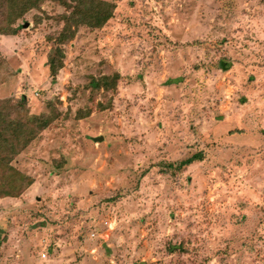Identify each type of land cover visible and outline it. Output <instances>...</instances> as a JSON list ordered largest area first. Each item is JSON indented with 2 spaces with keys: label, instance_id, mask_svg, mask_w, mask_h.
<instances>
[{
  "label": "rangeland",
  "instance_id": "374dc122",
  "mask_svg": "<svg viewBox=\"0 0 264 264\" xmlns=\"http://www.w3.org/2000/svg\"><path fill=\"white\" fill-rule=\"evenodd\" d=\"M64 1L0 34L1 107L35 132L9 162L30 183L0 194V264H264V0H102L54 78Z\"/></svg>",
  "mask_w": 264,
  "mask_h": 264
},
{
  "label": "trees",
  "instance_id": "16d2710c",
  "mask_svg": "<svg viewBox=\"0 0 264 264\" xmlns=\"http://www.w3.org/2000/svg\"><path fill=\"white\" fill-rule=\"evenodd\" d=\"M73 10L69 14L62 13L60 16L64 20V25L58 36L53 38V49L48 54V66L50 75L55 78L58 70L63 67L64 52L61 45L67 43L75 33L79 26H87L91 29L101 28L113 15L115 6L112 3L102 0H73ZM41 0H0V34L2 35H16L19 25L17 21L21 19L25 13L39 8ZM65 5L66 2L62 0ZM70 7V5H67ZM117 75L114 76L116 78ZM107 77H101L100 81L106 82ZM93 80V84H94ZM106 85V84H104ZM96 86H99L96 83ZM106 87H108L106 85ZM21 100H24L23 98ZM23 102V101H22ZM4 103H10V99L0 100V136L1 131L5 130L8 133V137L0 138V145L5 147L4 160L0 161L4 165H0V171L5 170L12 172L11 179L15 181L11 182L9 187H0V194L4 196H17L19 193L30 183V179L24 174H20L12 167L9 166L12 156L22 151L34 138L35 132L32 129L23 130L22 121L12 119L7 113L3 112L1 107ZM24 103V102H23ZM22 107V104L18 105ZM49 116V115H48ZM50 117V116H49ZM28 118V117H27ZM32 123H37L39 128H45L52 120L45 114L33 115L31 117ZM3 126V127H2ZM200 154L193 155L187 159L186 163H191L194 160L201 159ZM7 166V167H6ZM15 177V178H14ZM25 180V183H24Z\"/></svg>",
  "mask_w": 264,
  "mask_h": 264
},
{
  "label": "water",
  "instance_id": "95a60500",
  "mask_svg": "<svg viewBox=\"0 0 264 264\" xmlns=\"http://www.w3.org/2000/svg\"><path fill=\"white\" fill-rule=\"evenodd\" d=\"M96 141L102 140V137L95 138Z\"/></svg>",
  "mask_w": 264,
  "mask_h": 264
},
{
  "label": "crops",
  "instance_id": "0c3cea01",
  "mask_svg": "<svg viewBox=\"0 0 264 264\" xmlns=\"http://www.w3.org/2000/svg\"><path fill=\"white\" fill-rule=\"evenodd\" d=\"M14 36V35H13ZM45 256V255H44Z\"/></svg>",
  "mask_w": 264,
  "mask_h": 264
},
{
  "label": "built area",
  "instance_id": "2783aa9c",
  "mask_svg": "<svg viewBox=\"0 0 264 264\" xmlns=\"http://www.w3.org/2000/svg\"><path fill=\"white\" fill-rule=\"evenodd\" d=\"M44 256V255H43Z\"/></svg>",
  "mask_w": 264,
  "mask_h": 264
}]
</instances>
